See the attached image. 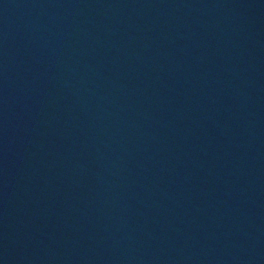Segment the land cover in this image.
Masks as SVG:
<instances>
[{"label":"water","instance_id":"1","mask_svg":"<svg viewBox=\"0 0 264 264\" xmlns=\"http://www.w3.org/2000/svg\"><path fill=\"white\" fill-rule=\"evenodd\" d=\"M0 264H264V0H0Z\"/></svg>","mask_w":264,"mask_h":264}]
</instances>
